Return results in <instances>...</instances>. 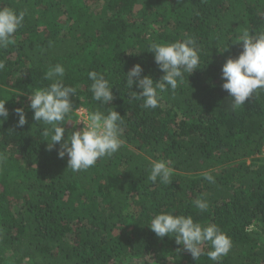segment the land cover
<instances>
[{"label": "trees", "instance_id": "obj_1", "mask_svg": "<svg viewBox=\"0 0 264 264\" xmlns=\"http://www.w3.org/2000/svg\"><path fill=\"white\" fill-rule=\"evenodd\" d=\"M0 8L24 13L14 43L0 48L9 111L0 122V264H214L210 244L196 260L151 231L159 213L215 224L232 242L217 264H264V89L233 109L222 88L223 64L243 50L241 30L264 32V0H0ZM188 38L200 68L160 93L156 109L130 99L141 91L126 88L134 65L154 83L164 74L149 45ZM56 64L76 88L74 109L114 107L123 117L121 148L87 170L73 172L67 156L47 150L27 98L52 83L45 74ZM90 71L112 86L108 105L92 99ZM16 108L26 113L22 127ZM75 116L64 121L65 138ZM158 160L171 183L148 179ZM198 198L207 210L194 206Z\"/></svg>", "mask_w": 264, "mask_h": 264}, {"label": "clouds", "instance_id": "obj_2", "mask_svg": "<svg viewBox=\"0 0 264 264\" xmlns=\"http://www.w3.org/2000/svg\"><path fill=\"white\" fill-rule=\"evenodd\" d=\"M23 20L24 13L17 14L10 8H0V48L14 43L12 37ZM238 42H242V52L236 58H228L222 66V88L232 98L233 109L244 105L253 92L264 89V32L250 33L247 28L242 29ZM148 51L154 54V61L164 74L154 83L150 76H142L143 68L136 64L125 74L126 88L129 91L135 85L141 91H131L130 99H142L143 108L156 109L160 93L169 87L175 90L178 80H182L185 73L191 74L200 68V56L196 41L192 38L171 43H151ZM4 68L5 62L0 60V70ZM64 76L65 67L56 64L45 74V79L52 80V83L36 89L27 98L34 120L43 127L47 150H56L61 159L67 156V169L77 172L91 168L98 159L112 156L121 148L123 117L114 107H108L107 113L99 110L89 112L82 121L83 128L76 130V125L81 122L77 123L65 138L64 121L75 110L70 96L76 93V88L66 86L62 82ZM88 79L92 81L90 91L94 101L101 105L113 101L112 86L105 75L90 71ZM6 102L0 100V122L9 117ZM14 111L18 116L17 126H24L27 123L25 110L16 108ZM148 179L153 183L157 179L161 184L171 183V170L167 162L153 161ZM204 179L214 182L211 174H206ZM193 204L202 212L208 208V202L199 198ZM148 227L160 238L166 235L174 237L176 244L190 252L196 260L202 255L203 244H210L211 250L206 255L214 264L232 247L231 239L215 224L202 225L194 222L190 215L159 213L151 218Z\"/></svg>", "mask_w": 264, "mask_h": 264}, {"label": "rangeland", "instance_id": "obj_3", "mask_svg": "<svg viewBox=\"0 0 264 264\" xmlns=\"http://www.w3.org/2000/svg\"><path fill=\"white\" fill-rule=\"evenodd\" d=\"M84 110L85 109L83 107H77L73 111V113L76 115L75 116V124L79 123L80 119L83 120L85 118V117H83L84 114L82 113V111H84ZM76 126L79 128V130L83 128L82 126H80V124H77Z\"/></svg>", "mask_w": 264, "mask_h": 264}, {"label": "built area", "instance_id": "obj_4", "mask_svg": "<svg viewBox=\"0 0 264 264\" xmlns=\"http://www.w3.org/2000/svg\"><path fill=\"white\" fill-rule=\"evenodd\" d=\"M82 113L84 114L83 117H86V115L88 114L86 110L82 111ZM83 120H84V119H83ZM83 120L80 119V121H79V123L81 122V123H80V126H82V127L84 126V125H83V122H82ZM260 155H261L262 159L264 160V145H263V147H262V149H261V154H260Z\"/></svg>", "mask_w": 264, "mask_h": 264}]
</instances>
